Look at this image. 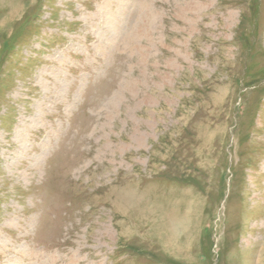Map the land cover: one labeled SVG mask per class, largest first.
Instances as JSON below:
<instances>
[{
  "label": "rangeland",
  "instance_id": "374dc122",
  "mask_svg": "<svg viewBox=\"0 0 264 264\" xmlns=\"http://www.w3.org/2000/svg\"><path fill=\"white\" fill-rule=\"evenodd\" d=\"M0 264H264V0H0Z\"/></svg>",
  "mask_w": 264,
  "mask_h": 264
}]
</instances>
